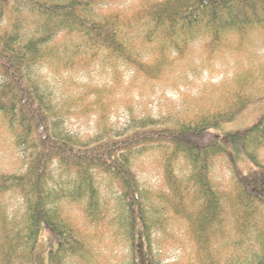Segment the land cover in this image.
<instances>
[{
	"label": "trees",
	"instance_id": "16d2710c",
	"mask_svg": "<svg viewBox=\"0 0 264 264\" xmlns=\"http://www.w3.org/2000/svg\"><path fill=\"white\" fill-rule=\"evenodd\" d=\"M111 4L0 0V114L16 145L31 148L23 172L0 176V264H36V248L45 233L55 245L51 264H63L61 253L81 258L83 233L64 217L63 208L68 201H84L88 222H93L102 176L119 188L121 233L131 246V264H159L150 193L141 185L135 164L164 143L171 148L163 154L167 193L180 199L175 212L183 215L193 244L187 263L181 264H264V237L248 240L249 231L264 230L259 225L264 216L260 190L250 188L239 173V191L228 200L209 176L212 158L220 154L261 165L264 116L246 128L220 130L222 121L233 119L251 101L240 94L247 84L236 94L239 107L228 112L168 127L151 119L123 138L86 140L58 127L39 73L40 66L51 64L58 45L69 40L75 56L81 50L88 58L105 56L133 70L135 77L159 81L172 64L170 57L183 59L186 49L198 42L213 51L228 38L241 41L250 32H264V0H146L129 14ZM180 160L191 168L181 172L199 184V200L191 209L185 197L192 190L175 166ZM57 169L69 185L55 186ZM8 193L19 196V209H3ZM155 197L162 203L160 195Z\"/></svg>",
	"mask_w": 264,
	"mask_h": 264
},
{
	"label": "rangeland",
	"instance_id": "374dc122",
	"mask_svg": "<svg viewBox=\"0 0 264 264\" xmlns=\"http://www.w3.org/2000/svg\"><path fill=\"white\" fill-rule=\"evenodd\" d=\"M145 1L110 0L111 5L127 14ZM55 50L51 64L39 67L43 90L52 103L53 119L58 127L80 139L95 136L119 139L148 125L151 119L157 125L168 127L207 119L215 112H228L239 107L236 94L245 84L240 94L251 101L238 109L233 119L222 121L220 130L246 128L264 116L262 31L250 32L241 41L237 38L223 40L213 51L198 42L186 49L183 59L171 56L172 64L165 67L162 80L150 82L135 77L133 70L122 64L115 65L105 56L88 58L82 50L75 56L74 44L69 40ZM167 146L165 143L153 146L136 162L135 170L144 190L150 193L149 216L154 219V248L159 264H181L185 260L187 263L193 244L183 215L175 212L180 199L167 193L163 167V154L171 149ZM30 152L29 144L16 145L15 135L0 114V176L23 172ZM259 157L261 165L258 167L242 156L233 161L226 154L213 157L209 175L213 188L221 189L231 200L239 191L240 173L244 182H250V188L260 190L264 198V147ZM175 166L182 183L192 190L191 195L185 197L187 209H191L199 200V184L188 180L181 172L183 169L191 172L185 161L180 160ZM54 175L56 187L63 182L69 185L59 169ZM111 180L104 176L98 179L99 206L93 213V222H88L84 201H68L64 206V217L71 218L80 228L86 248L81 258L61 253L63 264H131V246L121 233L119 188ZM8 194L3 209H19V196ZM159 195L162 203L155 197ZM263 224L264 216L260 227ZM248 233L252 234L250 241L254 236L264 237V230L259 228ZM51 248H55L54 242L45 233L36 248V264H51Z\"/></svg>",
	"mask_w": 264,
	"mask_h": 264
}]
</instances>
